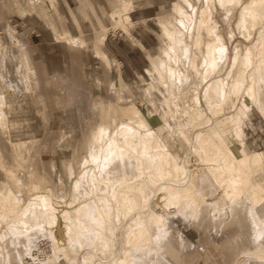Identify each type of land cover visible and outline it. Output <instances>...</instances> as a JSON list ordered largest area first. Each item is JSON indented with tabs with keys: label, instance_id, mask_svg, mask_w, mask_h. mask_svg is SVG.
Segmentation results:
<instances>
[{
	"label": "bare ground",
	"instance_id": "obj_1",
	"mask_svg": "<svg viewBox=\"0 0 264 264\" xmlns=\"http://www.w3.org/2000/svg\"><path fill=\"white\" fill-rule=\"evenodd\" d=\"M42 1L20 0L49 19L54 44L79 47L102 62L116 101L112 110L102 96L93 102L90 94H75L82 91L77 83L59 87L55 103L85 101L87 117L80 149L64 164L70 176L76 165L80 171L68 190L56 192L49 183H63L62 155L42 159L40 169L35 156L36 135L48 125L36 106H44L42 76L21 35L10 25L4 29L10 44L0 35V138L6 143L0 142V264L28 258L30 264H172L163 256L174 264H264V149H247L243 130L247 107L264 118V0H112V9L99 15L102 27L92 23L89 41L58 30L51 20L59 16L56 0H47V12ZM160 1L170 8L153 17L159 43L155 50L142 47L149 80L137 88L122 78L105 41L119 30L137 45L130 11ZM220 12L228 26L236 12L239 33L249 39L258 27L257 37L230 51L234 33H221ZM66 65L50 81L68 80ZM74 122L76 135L82 124ZM72 133L61 129L55 137L66 146ZM80 183L88 186L82 194ZM168 213L202 232L199 246L186 250L172 242ZM44 237L52 252L35 261Z\"/></svg>",
	"mask_w": 264,
	"mask_h": 264
},
{
	"label": "rangeland",
	"instance_id": "obj_2",
	"mask_svg": "<svg viewBox=\"0 0 264 264\" xmlns=\"http://www.w3.org/2000/svg\"><path fill=\"white\" fill-rule=\"evenodd\" d=\"M5 1L7 0H0V35L3 37L4 42L10 44V36L8 32L4 29L8 25L15 23L16 21H13L12 18L18 15L22 18L20 27H15L14 25H12V27L21 35L20 39L25 42L32 62L35 64V61L33 59L35 56L37 58V61L39 62V65L42 64V67L45 70L47 68L49 70H47L48 72H43L37 66L39 72L42 75L40 90L45 97L43 99L45 108L41 102H38L36 106L37 108H39L40 111H42V113L46 114V121L48 122V125L45 129V133L41 135V132H38L36 135L38 138H35L37 144L35 149V156L38 160V168L40 169L42 165V163L40 162L42 161V159L44 163L45 160H50L52 158L57 159L60 154L62 155V159H57V168L60 171L61 181L63 183H49V185L53 186L56 192L64 193L66 189L68 190L74 184L71 182L74 181L78 171H80V169L77 168L76 165L74 174L70 176L65 172L64 164L68 159H72L71 157L74 156V151H76L77 148L80 149V144L83 141L82 128H85V122H81V119L83 121V116L87 117V106L86 103H84L85 101H82L81 104L77 105L75 103V100L74 104L70 107L67 106L65 101L56 104L54 97L56 94L61 93L59 87L64 86L65 84L77 83L76 85L81 87L82 91H74L75 94L80 93L81 96H87L88 94H90L92 96L93 102L98 98V96H102L105 98V100H108L106 106H108L107 108H109L114 104L113 100L116 101L114 90L110 86L111 77L108 72L103 71L102 62L95 58L89 52H86L84 50L81 52V49L79 47L74 48L69 46L65 48L62 47L63 44H54L52 35L53 33L51 30H49V27L47 26V21H49V19H45L43 14H41L38 9L33 8L27 3L23 4L20 2V0L18 2V6L14 5L13 2L12 4L8 2V6H6L4 4ZM69 1L72 7H77L81 17L80 21L83 25H85V27H81L78 20L74 17L73 21L74 23L79 25V28L78 34L74 33L73 35L80 37L84 41H89L92 38V34L89 32L90 27H92V23H94L96 20L97 25L100 28L102 27V24L99 22L98 19L99 15H102L105 10L112 9V0H90L88 5L91 4L95 6V8L93 7L94 10L92 8L91 10L88 6L91 11H88L86 9L87 6L83 7L79 3L76 4L74 0ZM55 3L57 4H55V10L57 13L59 10L61 17L53 13L51 15L52 22L56 24V28H58V30L71 28L72 18L64 0H56ZM11 5H13L14 8H12ZM39 7L47 12L48 8H51V4L47 0H43L39 4ZM169 8V5L163 4V1H160L159 5L144 4L142 8L130 11V17L136 22V25L132 29V34L138 40V42L139 40L143 42V44L147 47L148 50H155L157 48L156 46L159 43L157 38V32L159 31V29L155 21L153 20V17L156 16L158 13L162 12V10L165 12V10H168ZM141 11H149L153 17L148 21L144 19L145 22H143L141 19H138V16L140 15ZM90 12L92 13L93 17ZM85 13L90 15L91 20L85 17ZM221 14V12L217 14V18L220 22L221 33L225 37L229 30L233 31L234 33L233 40L231 41V43H229L230 51L235 43L241 46H245L253 42V40L257 37L258 27L253 31V34L249 39H246L243 35H241V33H239V31L235 28L234 25L236 12L234 14V18L232 19V22L230 23V26L221 21ZM35 27L40 28V30L37 28L39 32L43 30V34L41 33L40 35H38V37H35L34 35L32 36L33 31L36 29ZM119 41L122 42V45L127 48H129L131 45L132 48L130 49L132 52L125 53V48L123 50L120 49V52L122 54L119 53L117 51V47H119L120 45L118 44ZM105 44L109 54L113 57L115 55L114 58L121 63V69L124 73L123 75L121 74L122 78L127 83H133L135 86H137V88H139L141 85L140 82L143 79H148L147 76H145L144 74V69L147 65V61L145 57L140 53L139 49L132 43L131 40H129L125 36V34L120 32L119 30L116 32H109ZM138 44L139 43H137V45ZM108 49L113 51L114 55ZM11 50L15 53L18 52V48L16 47H11ZM66 60V68L71 70L70 78L68 80L58 79L54 82L50 81V77L53 74V71L54 73L57 72L58 74L61 70H63V65ZM133 68L135 69L136 73L134 72ZM97 79H99L100 82ZM59 91L60 93H58ZM95 97L97 98L95 99ZM104 104H106V102ZM249 107H251V109ZM249 107H247L245 111V116L243 118L245 147L251 151L256 149L262 150L264 149V118L261 115L260 111L257 110L253 105ZM111 109L113 110V107H111ZM77 119L80 120V124H82V126L81 131H77L75 135L74 133H72L71 125H76V122L74 121H76ZM43 128V126L37 127L39 131H43ZM61 129L63 132H67L69 134L72 133L73 135L67 138V143H64L66 146H62V144L58 143V138L55 137L59 135ZM0 142L3 145L6 144L4 138L2 137L0 138ZM39 145L43 147L39 149ZM3 150L4 160L7 164H9V157L5 147H3ZM79 155L80 153L76 155V157H79ZM87 188L88 186L86 183H80L78 193L82 194ZM167 217L169 220L168 235L172 239V242L178 248H185L186 250H191L192 245H198L199 239L202 236V232L197 229L195 225L185 221L183 217L176 216L174 214L172 215L168 213ZM3 244L7 247V254L9 256L8 261L11 262L15 258L13 247L9 243L8 238H6V241ZM37 245L40 248V252L42 250V253L35 252V261L44 259L47 255L51 254L52 247L47 238H41V240L38 241ZM80 253H83V250H81L78 254ZM163 259L164 261L167 260L174 264L166 256H163ZM24 262L25 264H30L33 261L28 258L25 259ZM0 263H2L1 257ZM65 264H69V262H66Z\"/></svg>",
	"mask_w": 264,
	"mask_h": 264
},
{
	"label": "crops",
	"instance_id": "obj_3",
	"mask_svg": "<svg viewBox=\"0 0 264 264\" xmlns=\"http://www.w3.org/2000/svg\"><path fill=\"white\" fill-rule=\"evenodd\" d=\"M72 1V0H71ZM89 1L90 0H74V2L77 4V3H79L81 6H83V7H86V9L88 10V11H91L92 9L94 10V8H95V6H93V5H88L89 4ZM8 2H10L11 4H12V2L14 3V5H16V6H18L19 4H18V0H7V1H5V5L6 6H8ZM64 2H65V4L67 5V7H68V10H69V13H70V15H71V18H72V27L71 28H68V30H69V32L73 35L74 33H77L78 34V28H79V25H77L76 23H74V21H73V18L75 17L77 20H78V22H79V24H80V26L81 27H85V25H83L82 23H81V17H80V13H79V11H78V9H77V7H72L71 6V3H70V1L69 0H64ZM72 4H73V2H72ZM57 5V4H56ZM12 6V8H14L13 7V5H11ZM88 6L90 7V9L92 8V7H94V8H92L91 10L88 8ZM57 8H58V6H57ZM1 12V11H0ZM25 12V11H24ZM91 13V12H90ZM27 14V13H26ZM58 14H59V16H61L60 15V12H59V10H58ZM91 15H92V13H91ZM92 17H93V15H92ZM153 16H152V14L149 12V11H141L140 12V15L138 16V19H141V20H143V19H145L146 21H148V20H150L151 18H152ZM99 19V18H98ZM12 20L13 21H16L15 23H13V24H10V26H12V25H14L15 27H20V24H21V21H22V18L21 17H19L18 15H16L15 17H13L12 18ZM95 20V19H94ZM6 22V21H5ZM95 22H96V20H95ZM99 22L101 23V21H100V19H99ZM74 23V24H73ZM8 24H9V22H8ZM97 24V23H96ZM102 24V23H101ZM34 26H36V25H34ZM48 26V25H47ZM99 27V26H98ZM36 29L33 31V33H32V36L34 35L35 37H38V35H40L41 33L43 34V30L42 31H40L39 32V30H40V28L39 27H35ZM39 30H38V29ZM90 29H91V27H90ZM50 30V29H49ZM38 31V32H37ZM34 32H37V33H34ZM89 32H90V30H89ZM50 35V34H49ZM107 37H108V35H107ZM130 40V39H129ZM106 42V41H105ZM40 44V43H39ZM118 44H120L119 45V47H117V51L119 52V53H121L120 52V49H125L126 48V50H124V52L125 53H130V52H132L131 51V49L130 48H132V46L130 45V47L129 48H127V47H125L124 45H122L123 43L122 42H118ZM106 45V44H105ZM138 49H139V51H140V53L142 54L143 53V51H142V47L143 48H145V49H147V47L143 44V42H141L140 40H139V45H135ZM109 51H111L110 49H108ZM111 53L114 55V53H113V51H111ZM122 54V53H121ZM143 56H144V54H142ZM69 57V56H68ZM114 57H115V55H114ZM34 61H35V64L39 67V69L40 70H42L43 72H45V71H47L48 70V68L45 70L43 67H42V64H40L39 65V62L37 61V58L34 56ZM134 59V58H133ZM38 69V70H39ZM134 69V68H133ZM49 71V70H48ZM47 71V72H48ZM134 72H135V69H134ZM136 73V72H135ZM41 74V73H40ZM121 74L123 75L124 73H123V71H122V69H121ZM42 76V75H41ZM70 76H71V71H70ZM137 76H138V74H137Z\"/></svg>",
	"mask_w": 264,
	"mask_h": 264
}]
</instances>
